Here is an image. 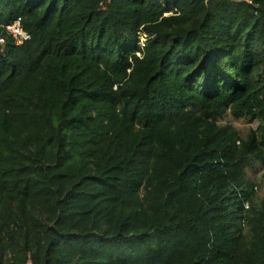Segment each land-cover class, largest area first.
I'll return each instance as SVG.
<instances>
[{
	"label": "trees",
	"instance_id": "obj_1",
	"mask_svg": "<svg viewBox=\"0 0 264 264\" xmlns=\"http://www.w3.org/2000/svg\"><path fill=\"white\" fill-rule=\"evenodd\" d=\"M248 1L0 0V264H264Z\"/></svg>",
	"mask_w": 264,
	"mask_h": 264
},
{
	"label": "built area",
	"instance_id": "obj_2",
	"mask_svg": "<svg viewBox=\"0 0 264 264\" xmlns=\"http://www.w3.org/2000/svg\"><path fill=\"white\" fill-rule=\"evenodd\" d=\"M5 30L11 36L13 43L16 46H20L30 39V36L23 31L20 24V19L15 20L10 25H7ZM4 47L5 40L0 38V53L3 52Z\"/></svg>",
	"mask_w": 264,
	"mask_h": 264
},
{
	"label": "rangeland",
	"instance_id": "obj_3",
	"mask_svg": "<svg viewBox=\"0 0 264 264\" xmlns=\"http://www.w3.org/2000/svg\"><path fill=\"white\" fill-rule=\"evenodd\" d=\"M227 123H230L231 125H233L234 127H236L237 129L241 130V131H245L249 126L251 127H255L256 125L249 123V122H241V121H234L230 118L226 119ZM249 175L254 177L255 179H257V181H259L260 183V170H255V171H249ZM264 189V188H262ZM264 193V191L262 192Z\"/></svg>",
	"mask_w": 264,
	"mask_h": 264
},
{
	"label": "water",
	"instance_id": "obj_4",
	"mask_svg": "<svg viewBox=\"0 0 264 264\" xmlns=\"http://www.w3.org/2000/svg\"><path fill=\"white\" fill-rule=\"evenodd\" d=\"M205 1L208 2L209 0H205ZM231 1L237 2V3H240V2H248L249 3L248 0H231Z\"/></svg>",
	"mask_w": 264,
	"mask_h": 264
}]
</instances>
